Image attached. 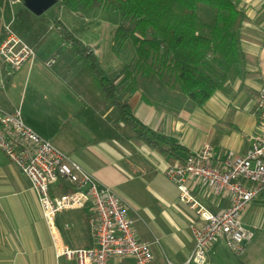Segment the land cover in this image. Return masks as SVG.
Masks as SVG:
<instances>
[{
    "label": "crops",
    "instance_id": "crops-1",
    "mask_svg": "<svg viewBox=\"0 0 264 264\" xmlns=\"http://www.w3.org/2000/svg\"><path fill=\"white\" fill-rule=\"evenodd\" d=\"M237 1L238 10L244 15L238 27L240 67L237 72L226 69L223 75L214 77L221 89L200 107L186 98L177 86L149 85V82L137 85L135 79L139 75L134 74L130 79L118 77L121 69L129 64L119 58L120 52L112 39L114 30L108 34L110 44L105 53L100 49V41L82 37L85 32L92 34L99 23L88 25L87 31L79 37L74 35L92 50L105 78L116 80L118 93L137 122L184 150L171 157L135 138L109 101L74 65L69 47L57 31L51 36L52 43L40 32L39 21L46 19L50 9L40 19L30 14L31 28L16 33L34 50L36 60L49 61L53 57V68L57 69L55 77L62 83L57 90L58 106L69 109L68 114H63L64 121L59 129L51 133L38 128L34 131L25 125L78 165L99 186L112 190L119 197L136 240L150 247L153 261L155 257H164L168 264H185L194 250L190 225L198 221L193 212L179 202L177 189L161 171L181 166L189 155L204 145L210 147L212 166L220 168L229 154L245 156L252 138L264 133V120L257 108L258 91L264 85V0ZM22 8H17L16 13ZM60 11L63 8L60 7ZM8 12L4 0H0V42ZM56 21L67 28L58 19ZM114 49L115 55L112 54ZM114 62L118 67L108 78L103 64H110L107 66L110 70ZM33 63L27 66L28 70ZM20 71L7 77L8 69L0 61V93L7 91ZM126 83L130 86L124 87ZM3 95L5 98L1 99L7 105L0 104L1 110L18 109L9 108V99L5 93ZM3 157L0 163V264L74 263L56 259L54 243L35 194L27 179ZM59 187L56 192H61ZM190 190L197 202L212 214L228 207L224 196H215L198 184H191ZM92 218L88 206L59 214L54 224L63 245L69 250L91 249L94 246L89 229ZM242 224L252 236L244 254L235 258L223 242H218L208 250L205 264H264V187L243 213Z\"/></svg>",
    "mask_w": 264,
    "mask_h": 264
},
{
    "label": "built area",
    "instance_id": "built-area-1",
    "mask_svg": "<svg viewBox=\"0 0 264 264\" xmlns=\"http://www.w3.org/2000/svg\"><path fill=\"white\" fill-rule=\"evenodd\" d=\"M16 4L20 0L11 3ZM12 23L11 19L3 27L0 42V61L8 69L7 77L35 60L33 49L13 32ZM54 64L51 60L44 66L51 69ZM257 108L264 120V85L258 91ZM0 151L27 179L35 194L57 260L75 264H114L126 259L134 264L153 262L150 247L136 240L119 197L99 186L78 165L39 138L25 125L19 109L11 112L0 109ZM211 160L210 147L204 145L181 166L161 171L177 189L179 202L198 219L190 225L194 250L185 264H205L208 250L218 242H223L235 258L244 254L252 236L243 227V213L264 187V133L252 138L245 156L229 154L220 168H214ZM60 183L71 187L73 192H56ZM191 184H198L215 196H224L228 200L227 209L218 214L209 212L192 196ZM87 206L93 214L89 229L94 246L88 250H69L63 245L54 221L59 214Z\"/></svg>",
    "mask_w": 264,
    "mask_h": 264
},
{
    "label": "trees",
    "instance_id": "trees-1",
    "mask_svg": "<svg viewBox=\"0 0 264 264\" xmlns=\"http://www.w3.org/2000/svg\"><path fill=\"white\" fill-rule=\"evenodd\" d=\"M22 0H20L21 2ZM63 8L82 19L106 7L110 13H120L121 22H132L130 29L119 26L113 37L116 43L130 41L135 56L146 65L152 54H163L174 73V84L180 92L198 107L202 106L221 85L213 75L203 70L208 53L222 60L226 69L237 72L241 62L238 35L239 22L244 15L238 10L237 0H56ZM208 10L210 20L201 24L199 11ZM54 28L69 47L75 66L91 80L114 108L120 121L130 128L135 138L164 156L171 157L180 147L165 137L142 127L132 116L128 104L121 99L114 80H107L92 50L83 45L60 22ZM31 15L24 8L15 13L12 30L18 33L31 28ZM149 77L150 74L145 72ZM149 75V76H148ZM131 78L129 66H124L118 77ZM62 194H71L72 188L59 184Z\"/></svg>",
    "mask_w": 264,
    "mask_h": 264
},
{
    "label": "rangeland",
    "instance_id": "rangeland-1",
    "mask_svg": "<svg viewBox=\"0 0 264 264\" xmlns=\"http://www.w3.org/2000/svg\"><path fill=\"white\" fill-rule=\"evenodd\" d=\"M15 1L17 0H4L5 7L9 8L8 16H5V19L3 18L5 25H7L11 21V18L13 21L16 9L23 7L22 1L20 2V4L12 6L11 3ZM60 7L63 8L59 1H57V4L53 6L50 11H48L46 15L47 17H45L46 19H40L41 16L39 17V19L41 20L39 21L41 24V33L46 35L48 39L51 40V36H54V33H56V29L53 25L55 19L61 21L65 26H67V28L73 35H76L78 37L81 36L84 31H87V28L90 25L99 23V27L94 29V31H92V34H90V32H85L82 37L83 39L89 38L100 41L101 51H104L105 53V50H108V44H110V38L108 36L109 32L114 30L115 33L116 29L122 24L120 13H110L107 8L104 7L98 10V12L94 13L93 15H90L88 19H82L78 15H73L64 8L63 11H60ZM198 16L201 24L203 25H206L210 20V16L206 8L201 7ZM122 26L127 29H131L134 24L132 22H129L123 23ZM114 33L112 35V39L114 37ZM50 42L52 43L53 39ZM124 42V46L120 45L121 43L116 42L117 47L115 48L118 50V52H120L119 58L121 59V61L127 65L129 64L128 66L130 68V73L137 76L139 75L138 79H135L137 80V85H148L147 83L149 82V85L176 86L174 84V73L169 66V60H166L163 57V54H152L148 59L146 65H142V62L140 63L137 60L135 56V49L131 45L130 41ZM116 49H114V51L112 52L113 55H115ZM65 56H68L67 53ZM52 58H50L49 61H51ZM103 60L106 61V58ZM46 62L48 61H46L45 59H38L33 63L34 65L30 68V70H28L27 66H30L32 63L22 68L20 74L15 76V78L11 80V84L8 87L7 91H1L0 104L2 106L7 105V103H4L3 99H1V97L5 98L3 95V93H5L9 99L8 107L20 109L22 118L27 126H29L34 131L36 130V128H38L43 129L45 132L51 133L59 129V126L64 121L63 114H68L69 109H60L58 106L59 101L57 90L61 88L62 83L60 79L56 78L57 76L54 74L57 72V69L53 68L54 66L52 67L53 69H47L44 66ZM114 63V68L111 69V67H109L110 70L107 67L110 64H103L104 71L108 78L111 76L110 72H112L113 70L116 71V68L118 67V64L116 62ZM203 70L208 74L213 75L212 78H218L220 74L223 75L225 73L226 66L222 62V60L214 57L212 53H208L203 64ZM145 72H148L150 76L148 75L149 77H146L147 75L145 74ZM133 84L135 85V83ZM125 86L130 85L126 83L124 87ZM1 105L0 107H2ZM3 156L4 155H2L0 151V163L2 162V160H4ZM114 264H134V262L131 259H126L118 261ZM151 264H168V262L164 257H155L154 261Z\"/></svg>",
    "mask_w": 264,
    "mask_h": 264
},
{
    "label": "water",
    "instance_id": "water-1",
    "mask_svg": "<svg viewBox=\"0 0 264 264\" xmlns=\"http://www.w3.org/2000/svg\"><path fill=\"white\" fill-rule=\"evenodd\" d=\"M23 8L33 15L40 17L57 4L56 0H22Z\"/></svg>",
    "mask_w": 264,
    "mask_h": 264
}]
</instances>
